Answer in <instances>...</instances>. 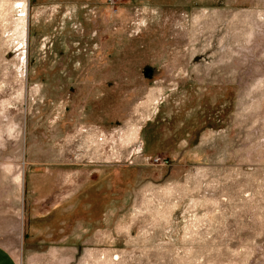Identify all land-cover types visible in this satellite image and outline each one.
I'll use <instances>...</instances> for the list:
<instances>
[{
  "label": "rangeland",
  "instance_id": "374dc122",
  "mask_svg": "<svg viewBox=\"0 0 264 264\" xmlns=\"http://www.w3.org/2000/svg\"><path fill=\"white\" fill-rule=\"evenodd\" d=\"M0 249L264 264V0H0Z\"/></svg>",
  "mask_w": 264,
  "mask_h": 264
},
{
  "label": "crops",
  "instance_id": "0c3cea01",
  "mask_svg": "<svg viewBox=\"0 0 264 264\" xmlns=\"http://www.w3.org/2000/svg\"><path fill=\"white\" fill-rule=\"evenodd\" d=\"M0 264H16L14 258L0 249Z\"/></svg>",
  "mask_w": 264,
  "mask_h": 264
},
{
  "label": "bare ground",
  "instance_id": "6f19581e",
  "mask_svg": "<svg viewBox=\"0 0 264 264\" xmlns=\"http://www.w3.org/2000/svg\"><path fill=\"white\" fill-rule=\"evenodd\" d=\"M136 131V130H135ZM134 133V132H133ZM133 139H135V138H133Z\"/></svg>",
  "mask_w": 264,
  "mask_h": 264
}]
</instances>
